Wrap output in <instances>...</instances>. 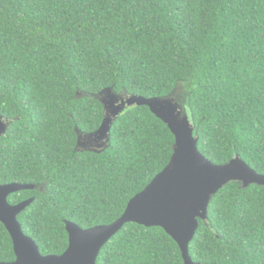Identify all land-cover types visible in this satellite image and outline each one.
<instances>
[{"label":"trees","instance_id":"1","mask_svg":"<svg viewBox=\"0 0 264 264\" xmlns=\"http://www.w3.org/2000/svg\"><path fill=\"white\" fill-rule=\"evenodd\" d=\"M185 98L199 153L239 157L264 175V0H0V185L34 190L17 216L42 256L68 246L65 222L107 226L169 164L174 136L146 106L125 109L108 144L79 151L98 131L110 89ZM195 264H264V187L229 183L212 197L189 244ZM15 261L0 223V264ZM96 264H184L160 228L129 223Z\"/></svg>","mask_w":264,"mask_h":264},{"label":"water","instance_id":"2","mask_svg":"<svg viewBox=\"0 0 264 264\" xmlns=\"http://www.w3.org/2000/svg\"><path fill=\"white\" fill-rule=\"evenodd\" d=\"M105 94L111 95L107 102L102 99ZM169 97H122L110 89L93 97L103 105L104 119L93 134H83L85 136L79 139L78 134L82 133L77 132L76 150L78 146L81 148L80 145L92 143L98 146L102 141L106 143L101 148L104 149L113 120L125 109L146 106L173 134V154L169 164L128 202L122 216L112 224L84 230L65 222L68 246L63 254L42 256L36 243L23 233L17 216L33 199L14 206L8 203L11 194L34 190L35 187L16 183L0 185V223L13 244L15 261L11 264H96L102 247L129 223L162 229L178 245L184 264H195L189 255V244L198 228V220L207 218L212 197L229 183H239L242 188L250 185L264 187V175L257 174L238 156L225 165H214L205 159L198 151V138L188 116L181 113ZM158 102L157 112L153 106ZM6 128L7 123L0 117V137ZM79 151L99 150L81 148Z\"/></svg>","mask_w":264,"mask_h":264},{"label":"rangeland","instance_id":"3","mask_svg":"<svg viewBox=\"0 0 264 264\" xmlns=\"http://www.w3.org/2000/svg\"><path fill=\"white\" fill-rule=\"evenodd\" d=\"M122 97H126V95H120ZM111 98V95L109 94H105L102 99L105 100L106 102L109 101V99ZM173 102L174 104L176 105V107L178 108V110L181 111V113L185 114L186 116H188V113H187V110H186V107H185V98H183L181 95H180V91H179V88H176L174 90V92L170 95L169 97ZM189 118V116H188ZM85 135L83 134H78V138H82L84 137ZM85 143V142H84ZM105 141H102V143L98 146H96L95 144L93 145L92 143H87L86 145H80L82 149H92V150H101V148H103L105 146ZM81 148H79V146L77 147L78 150H80Z\"/></svg>","mask_w":264,"mask_h":264},{"label":"snow or ice","instance_id":"4","mask_svg":"<svg viewBox=\"0 0 264 264\" xmlns=\"http://www.w3.org/2000/svg\"><path fill=\"white\" fill-rule=\"evenodd\" d=\"M159 103H160V102L154 104V106H153V108H155V111H157V112H158V105H159ZM86 139H87V138H86Z\"/></svg>","mask_w":264,"mask_h":264}]
</instances>
